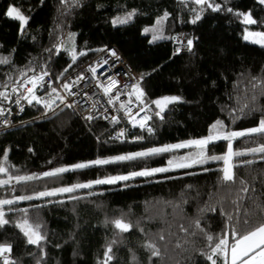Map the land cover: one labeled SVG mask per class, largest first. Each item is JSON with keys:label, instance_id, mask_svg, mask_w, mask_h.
Here are the masks:
<instances>
[{"label": "trees", "instance_id": "1", "mask_svg": "<svg viewBox=\"0 0 264 264\" xmlns=\"http://www.w3.org/2000/svg\"><path fill=\"white\" fill-rule=\"evenodd\" d=\"M214 3L221 5V11H212L195 0H79V4L70 0L67 5L61 0H0V57L9 60L0 64V85L7 86H0V92L9 94L8 100L0 98L1 106L16 97L29 78L45 72L51 73L56 83L69 85L78 79V69L84 63L116 45L143 77V105L152 107L155 128L148 132L126 125L122 113L118 123L83 120L61 100L52 103L48 93L57 86L37 93L42 96L41 103L34 101L23 122L0 131V165L8 168L7 173H0V180L13 177L8 185L0 186V200L14 201L0 206L9 221L0 227V243L12 246V261L102 264L111 246L113 260L109 264H211L204 255L211 252L209 244L214 246L225 235L231 244L233 230L243 234L264 222V211L258 207L264 205V154L260 153L234 157L238 165L235 183L221 179L223 161H211L72 193L19 199L166 167L169 159L187 155L192 148L70 170L56 177H44L47 171L206 138L217 121L224 123L225 131L258 125L264 110V88L253 85L264 79V46L245 41L243 36L247 27L264 31V24L245 25L236 13L251 12L261 21L264 5L258 0ZM9 5L20 7L30 17L23 32L19 21L5 16ZM133 10L136 15L128 24L113 26L112 19ZM165 13L167 17L157 24ZM197 15L201 19L191 23ZM146 27L155 31L145 34ZM153 35L163 38L152 41ZM189 39L193 41L190 51ZM168 96L182 99L169 104L160 119L156 115L159 108L152 101ZM45 103H52L51 109ZM121 127H125L123 139L111 141L110 134ZM227 143H211L208 153L225 154ZM262 143L264 136L258 134L232 141L234 151L242 152ZM17 176L40 178L17 182ZM240 180L245 181L247 192L241 190L245 185ZM116 219L131 223L132 229L121 233L112 223ZM24 220L41 225L46 239L40 246L27 243L18 226ZM208 235L213 241L207 240ZM149 243L159 248V257L145 247Z\"/></svg>", "mask_w": 264, "mask_h": 264}, {"label": "snow or ice", "instance_id": "2", "mask_svg": "<svg viewBox=\"0 0 264 264\" xmlns=\"http://www.w3.org/2000/svg\"><path fill=\"white\" fill-rule=\"evenodd\" d=\"M61 2L65 5L69 4L70 0H61ZM227 2V0H226ZM72 4H79V0H71ZM195 3L198 5H207L209 8H211L212 11H221V5L215 4L214 0H195ZM259 3L261 5H264V0H259ZM203 10V9H202ZM226 11L232 12V8H227ZM6 17L17 20L20 22V31L23 32L25 29V26L28 24L30 17L23 14L20 7L16 5H9L6 12L4 13ZM136 15L135 10L132 12L127 13L125 16H117L114 19L111 20V23L113 26L117 25H125L128 24L133 17ZM167 13H165V16L161 18V21H157V24L161 23L163 19L167 17ZM237 16L243 17V23L245 25H257V24H264V20L258 21L253 18L252 13H236ZM199 19H201L200 15H197L195 19L191 21V23H196ZM155 29L153 28H144L143 32L145 34H148L149 32H154ZM163 37L153 35L152 41H155L157 39H162ZM243 39L245 41H250L255 44H259L261 46H264V32H253V31H247L246 34L243 36ZM193 41L191 39L187 40V47L188 50H191ZM80 55H86V53H80ZM111 55L116 56V52L113 50L111 52ZM77 56L75 51L72 52V59L73 62H75ZM9 60L6 57H0V64H8ZM107 63V61H105ZM90 71L95 74L96 68H90ZM23 75H26L24 73ZM48 75V73H44L39 76H33L29 78L24 84L21 86L25 88L26 95L20 97L23 100H26L29 104H32L33 101H36V103H41V100L39 97L36 96L35 91L36 88L39 86L43 88L45 85L43 83L44 76ZM142 78V77H141ZM11 79V78H9ZM80 79H83V77H80ZM111 79V78H110ZM259 78L253 77V80H257ZM27 84L32 85V87H27ZM117 84V81L115 79H111V83H109L107 86L100 85V87L103 88V91L106 95H109L108 103L112 104L113 99L110 96V93L112 89ZM3 87H7L6 85H0ZM70 85L65 84L64 88L68 89ZM253 87H261L264 88V79H259L258 84H254ZM13 92L17 91V88L12 89ZM51 91L55 93L57 90L55 88H52ZM71 94V93H69ZM136 96V99L140 101L141 105L145 104V100L143 99L145 96V93L140 88L139 84L135 85L133 88V92ZM264 94V92H262ZM0 98L3 100L9 99V94L7 91L0 92ZM61 101L64 100V97L60 96L58 97ZM119 98V95H117L116 99ZM181 97L178 96H168L163 97L161 99H157L152 101L153 104H155L159 111L156 112V115L160 117V119H163V116L161 113L165 111L167 106L172 103H176L181 101ZM19 103V99L16 101ZM54 103V101H52ZM52 103H45V107L51 109ZM131 103V101H129ZM68 107H71L72 105H67ZM247 107V105H245ZM121 108L126 110V115L130 118V121L133 125V127H140L145 128L147 125V121L151 119L150 116H145L141 120H137L136 116L139 115L137 113L136 115L132 114V111L130 108H128V105L121 104ZM22 110V109H21ZM144 109L141 108V111ZM243 111V109H241ZM0 115H4V109L0 108ZM87 119L91 120L93 119L92 116L86 117ZM113 122L118 123V119L116 117H113ZM7 123V121H5ZM225 125L222 121H217L211 126V132L206 138L201 139H193L188 140L183 143H177L162 147H153L151 149H148L146 151H138L132 154L127 155H120L116 156L114 158L110 159H97L95 161H92L90 163H77L72 168L68 167H60L53 171H47L43 173L44 177H56L59 174L68 172L70 170L75 169H84L95 165H107L109 163L114 162H121V161H132L136 160L138 158H147L152 155L172 152L176 149H182V148H192L195 147L197 151L193 153H189L188 155L181 156L179 158L169 159L167 161L166 167H159V168H152V169H144L140 171H134L126 175H119V176H110L107 178L102 179H96L94 181L88 182V183H82V184H76L71 187H62L56 190L52 191H42L36 194L35 197L33 196H23L19 197L20 200H31L34 198H42V197H51L56 196L58 193H72L75 192L77 189L86 188L91 189L94 187V185H110L115 184L120 181H129L136 177H151L154 176L157 173H166L169 171H173L177 168H191L195 165H203L207 164L210 161H223L224 167L222 168V180L225 183L231 182L235 183L237 181V176L234 172V168L238 165L233 163V158L238 156H243L248 153L256 154H264V143L260 144L257 147H253L251 149H248L247 152L242 151H234L232 141L246 136H252L254 134H258L261 136H264V110H262V116L259 119V123L256 127H252L243 131H225ZM148 132H152V129L150 127L147 128ZM125 135L123 131L118 133L117 139L122 138ZM136 139H142V137H136ZM224 140L227 141V152L223 155H208L207 152V146L210 143H213L215 141ZM261 159H264V156H261ZM4 160H7V156L5 155ZM246 164H251L253 161H245ZM209 169H205V171H208ZM8 168L4 167L3 165H0V173H7ZM38 176H17L15 177L17 182L20 181H28V180H34L39 179ZM13 177L9 176L6 180H0V186L2 185H8L12 181ZM240 183L242 185H245L241 190L243 192L248 191V187L246 186L245 181L240 180ZM75 198V197H73ZM14 203L13 200H0V206L2 205H10ZM261 208L262 211H264V205L258 206ZM27 211V210H25ZM5 213L4 211L0 210V227H2L5 224H8L9 221L4 218ZM231 219V217H229ZM248 221L245 220V223ZM114 223L115 228L118 229L121 233L129 232L133 225L131 223L125 222L123 219H116L112 221ZM20 229L23 231L24 235L27 237V243L32 245L40 246L41 241L46 239V236L43 235L40 232L41 225L39 223L33 225L30 224L27 220H24L21 224L18 225ZM233 242L230 244L229 239L227 236H223L218 238V242L215 243V245L209 244V247L211 248L210 254H204L205 258L211 262V264H264V222L260 223L257 227L253 228L250 231H246L243 234L240 232H237L233 230L232 232ZM160 239L163 240L164 237L161 235ZM214 237L212 235L207 236V240L209 242L213 241ZM145 247L152 250V255L159 257L161 255L159 248L156 247L155 244L149 243L145 245ZM12 252V246L10 244H3L0 243V258H3V264H16L15 261H12L9 259V255ZM112 253V247L109 246L107 248V251L105 253V259L102 262V264H109L110 261L113 260ZM135 259V257H133Z\"/></svg>", "mask_w": 264, "mask_h": 264}, {"label": "built area", "instance_id": "3", "mask_svg": "<svg viewBox=\"0 0 264 264\" xmlns=\"http://www.w3.org/2000/svg\"><path fill=\"white\" fill-rule=\"evenodd\" d=\"M177 43H181V41H177ZM113 50L116 52V56L111 55ZM93 67L96 68L95 74L90 71V68ZM78 72V79L70 83L68 89L64 88L62 82L56 83L54 76L48 73V75L44 76L43 83L45 86L43 88L38 86L35 94L57 86L61 96L64 97L63 104L72 105L71 108L81 119L87 121L94 119L112 121L113 117L119 118L120 113H122L125 116L126 125L133 126L130 118L126 115V110L121 108V104H126L131 109L133 115L139 113L136 116L138 121L145 116L151 117L147 121L145 128L137 126L140 130H147L150 127L152 132L155 131L152 125L154 114L152 107L141 105L140 101L136 99V96L132 94L135 85L139 84L141 88L143 77L139 71L132 67L118 46L112 45L107 47L98 57L92 58L84 63L78 69ZM80 77H83V79H80ZM110 78L117 81V84L110 93L113 99L112 104L108 103L109 95H106L103 88L100 87V85L107 86L111 83ZM27 87H32V85L27 84ZM26 94L25 88L23 87L22 91L16 97L10 99L6 106L3 107L0 105V108L4 109V115H0V131L12 128L23 122L24 115L34 103L33 101L32 104H29L26 100L20 98ZM117 95H119L118 99H116ZM18 99L19 103L16 102ZM141 108L144 110L141 111ZM88 116H92L93 119H87L86 117ZM124 128L121 127L116 132L110 134L109 139L111 141L122 140L124 136L117 139V135L121 131L124 132ZM6 255H9V259L12 260L11 254ZM0 264H3V258H0Z\"/></svg>", "mask_w": 264, "mask_h": 264}, {"label": "rangeland", "instance_id": "4", "mask_svg": "<svg viewBox=\"0 0 264 264\" xmlns=\"http://www.w3.org/2000/svg\"><path fill=\"white\" fill-rule=\"evenodd\" d=\"M259 1V0H258ZM245 13H248V12H245ZM155 28H157V27H155ZM158 29V28H157ZM247 31H253V32H264V31H262V30H256V29H250L249 27H247ZM245 34H246V32H245ZM177 41H179L178 39H177ZM248 42H250V41H248ZM252 43V42H251ZM255 44V43H254ZM259 45V44H258ZM72 54V53H71ZM57 91L55 92V93H53L52 91H50L48 94H49V98L52 100V101H57V100H60L58 97H60L61 96V94H60V92H59V89H58V87H54ZM36 96L37 97H39L40 98V100H42V96L40 95L39 96V94L37 95L36 94ZM43 98H44V100H47V98H45V96H43ZM46 115V114H45ZM211 144V143H210ZM210 144L207 146V152H209V147H210ZM233 150H234V148H233ZM191 151H193V152H195V151H197V149L195 148V147H192V150ZM190 150H189V152H188V154L189 153H192ZM187 154V155H188ZM226 154V153H225ZM208 155H215V154H210V153H208ZM91 161H83V162H79V163H90ZM211 162V161H210ZM233 163H234V158H233ZM77 164V163H76ZM224 164V163H223ZM75 164H73V165H70V166H64V167H68V168H72V166H74ZM69 187H71V186H69Z\"/></svg>", "mask_w": 264, "mask_h": 264}, {"label": "water", "instance_id": "5", "mask_svg": "<svg viewBox=\"0 0 264 264\" xmlns=\"http://www.w3.org/2000/svg\"><path fill=\"white\" fill-rule=\"evenodd\" d=\"M20 92L19 91H17V94H19Z\"/></svg>", "mask_w": 264, "mask_h": 264}]
</instances>
